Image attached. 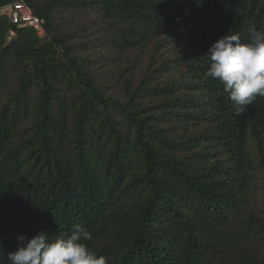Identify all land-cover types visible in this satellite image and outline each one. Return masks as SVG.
Segmentation results:
<instances>
[{"label": "trees", "instance_id": "1", "mask_svg": "<svg viewBox=\"0 0 264 264\" xmlns=\"http://www.w3.org/2000/svg\"><path fill=\"white\" fill-rule=\"evenodd\" d=\"M24 1L45 34L0 15V262L80 224L107 264H264V96L237 114L205 58L264 0Z\"/></svg>", "mask_w": 264, "mask_h": 264}, {"label": "clouds", "instance_id": "2", "mask_svg": "<svg viewBox=\"0 0 264 264\" xmlns=\"http://www.w3.org/2000/svg\"><path fill=\"white\" fill-rule=\"evenodd\" d=\"M205 58L209 64L206 75L218 80L233 102L237 114H242L257 96H264V32L249 30V41L241 42L239 34H227L217 39ZM91 232L80 224L71 234L50 238L38 232L31 238L17 237L19 246L8 252L7 264H107L104 256L89 249ZM3 264V262H0Z\"/></svg>", "mask_w": 264, "mask_h": 264}, {"label": "built area", "instance_id": "3", "mask_svg": "<svg viewBox=\"0 0 264 264\" xmlns=\"http://www.w3.org/2000/svg\"><path fill=\"white\" fill-rule=\"evenodd\" d=\"M0 15H6L13 24L32 28L40 37L45 34L40 19L34 15L31 7L24 0H14L0 7ZM12 34L11 32L10 35Z\"/></svg>", "mask_w": 264, "mask_h": 264}]
</instances>
